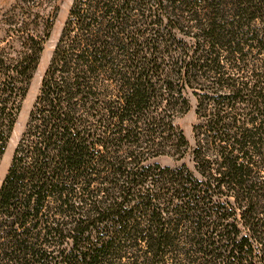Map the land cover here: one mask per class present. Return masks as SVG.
I'll use <instances>...</instances> for the list:
<instances>
[{
    "label": "trees",
    "instance_id": "trees-1",
    "mask_svg": "<svg viewBox=\"0 0 264 264\" xmlns=\"http://www.w3.org/2000/svg\"><path fill=\"white\" fill-rule=\"evenodd\" d=\"M16 9L0 160L57 6ZM263 53L264 0H73L0 185V264H264Z\"/></svg>",
    "mask_w": 264,
    "mask_h": 264
},
{
    "label": "rangeland",
    "instance_id": "rangeland-1",
    "mask_svg": "<svg viewBox=\"0 0 264 264\" xmlns=\"http://www.w3.org/2000/svg\"><path fill=\"white\" fill-rule=\"evenodd\" d=\"M72 1L73 0H56L57 10L50 31V36L44 45V49L40 55V59L34 72L33 78L30 82L28 92L22 102L21 110L14 125L11 137L8 141L5 153L0 160V185L11 161L13 149L20 138L21 132L23 131L29 112L32 108L33 102L38 93L41 79L51 59L55 44L57 42V39L59 38L63 25L68 16V11L72 4ZM18 2L20 3V0H0V41L3 39L8 29H12L14 21H17V19H19V12L16 9V4ZM262 26L263 25L260 22V29ZM255 58L258 65L264 66V53L259 55L258 57L256 56ZM188 98V110L180 114L176 118L175 123L183 131L190 146H193V125L197 121V115L195 113L196 101L195 98L191 95H189ZM156 161H158L162 166L177 167L182 163H186L191 169L193 168V163L189 154H186L183 158H178L176 156H161L158 157Z\"/></svg>",
    "mask_w": 264,
    "mask_h": 264
}]
</instances>
